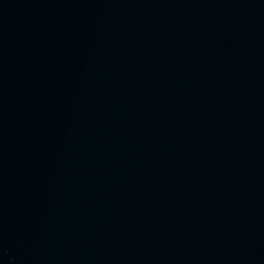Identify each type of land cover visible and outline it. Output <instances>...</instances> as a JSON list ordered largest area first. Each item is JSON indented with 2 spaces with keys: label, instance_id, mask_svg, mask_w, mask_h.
<instances>
[{
  "label": "water",
  "instance_id": "obj_1",
  "mask_svg": "<svg viewBox=\"0 0 264 264\" xmlns=\"http://www.w3.org/2000/svg\"><path fill=\"white\" fill-rule=\"evenodd\" d=\"M0 264H264V0H0Z\"/></svg>",
  "mask_w": 264,
  "mask_h": 264
}]
</instances>
